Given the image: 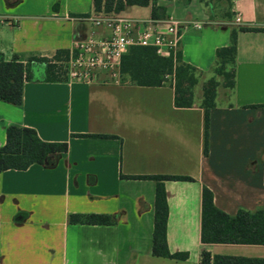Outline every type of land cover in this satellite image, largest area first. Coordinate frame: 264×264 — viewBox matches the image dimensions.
Instances as JSON below:
<instances>
[{
	"label": "crops",
	"instance_id": "obj_1",
	"mask_svg": "<svg viewBox=\"0 0 264 264\" xmlns=\"http://www.w3.org/2000/svg\"><path fill=\"white\" fill-rule=\"evenodd\" d=\"M167 19L201 21L182 32L183 61L215 73L216 50L233 28L264 26V0H161ZM130 6L119 15L131 17ZM240 15V22L236 16ZM92 0H0V52L29 66L24 100H0V146L10 125L32 127L45 141L67 142L54 166L33 164L0 173V264H200L212 255L264 258V245L202 243V191L218 208L264 210V31L237 35L235 86L219 85L210 109L208 153L204 109L174 103L173 79L162 86L114 82L99 72L91 83L48 80L46 62L67 59L75 41L94 29ZM97 37L109 31L97 28ZM67 52L57 59L58 52ZM83 135V136H82ZM92 135H112L99 137ZM130 175H180L165 180L167 243L186 260L152 254L153 179ZM107 214L112 225L71 224L69 215Z\"/></svg>",
	"mask_w": 264,
	"mask_h": 264
},
{
	"label": "trees",
	"instance_id": "obj_2",
	"mask_svg": "<svg viewBox=\"0 0 264 264\" xmlns=\"http://www.w3.org/2000/svg\"><path fill=\"white\" fill-rule=\"evenodd\" d=\"M161 0H92L95 15L117 16L130 6L151 8L152 19H163L164 7ZM240 31H264V26H245L231 30L228 46L216 50L215 73L222 82L211 78L203 84L200 106L204 109V152L208 153L210 109L216 105L217 88L222 85L233 89L235 86V61L237 53V35ZM66 55L67 52L57 53ZM46 62L48 80H68L62 66L49 59ZM121 80L139 86H162L171 76L174 87V103L177 107H192L195 103V87L198 84L199 71L183 61L178 51L175 57H165L157 53L153 46H131L121 61ZM31 78L29 66L14 58L6 61L0 52V100L21 105L24 100V84ZM83 136V135H82ZM111 137L112 135H92ZM68 150L67 142L43 140L36 129L10 125L6 129V143L0 146V173L9 169L25 170L33 164L46 167L54 166L58 156ZM127 178L153 179L155 189V211L152 234V254L156 257L186 260L187 253H171L167 243L168 202L165 180H192L190 176L180 175H130ZM71 224L112 225L114 217L107 214L69 215ZM202 243L256 244L264 245V210L254 212L239 210L230 215L214 203L213 192L204 187L202 191L201 213ZM200 264H264V258L243 256L212 255L202 251Z\"/></svg>",
	"mask_w": 264,
	"mask_h": 264
},
{
	"label": "built area",
	"instance_id": "obj_3",
	"mask_svg": "<svg viewBox=\"0 0 264 264\" xmlns=\"http://www.w3.org/2000/svg\"><path fill=\"white\" fill-rule=\"evenodd\" d=\"M240 22V15L236 16ZM94 29L86 39L74 42L70 56L58 64L70 81L91 83L99 72H106L119 83L121 61L131 46H153L165 57H175L180 48L182 32L190 27L202 29L201 21L167 19L166 31L160 29L161 19L135 20L124 16H95L91 18ZM103 27L109 35L98 38L97 28ZM169 77V76H167Z\"/></svg>",
	"mask_w": 264,
	"mask_h": 264
},
{
	"label": "rangeland",
	"instance_id": "obj_4",
	"mask_svg": "<svg viewBox=\"0 0 264 264\" xmlns=\"http://www.w3.org/2000/svg\"><path fill=\"white\" fill-rule=\"evenodd\" d=\"M130 13L131 17H148L150 15V10L148 7L135 6ZM218 79H222L219 75H216ZM203 86L202 83H198L195 87V103H198L202 98Z\"/></svg>",
	"mask_w": 264,
	"mask_h": 264
}]
</instances>
